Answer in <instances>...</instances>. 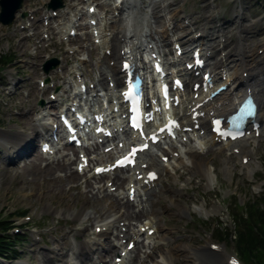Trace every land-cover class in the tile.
<instances>
[{
  "label": "rangeland",
  "instance_id": "rangeland-1",
  "mask_svg": "<svg viewBox=\"0 0 264 264\" xmlns=\"http://www.w3.org/2000/svg\"><path fill=\"white\" fill-rule=\"evenodd\" d=\"M64 1L66 4V9L64 8V10H69V12H74V10L79 7L77 4L78 2L85 3L83 0ZM164 1L165 0H161L160 2L156 0L139 1L140 7L142 8V15L139 14V17L140 20L142 19V24H144V31L148 30L147 25L153 22V27H157L156 29L159 31L168 29V25L172 24L170 22L171 18L173 19V23L174 20H176V22L172 24V28L174 26L187 25V22L195 32L198 31L197 27L206 24L208 34L213 35L211 37H214L216 44L220 43L221 38H223V41H228L229 43L228 50L234 54L236 45H238L236 42L238 43V41H241L243 47L248 46L247 53H249L248 55H250L251 59L256 57L264 59V48H262L264 45V0H173L174 6L168 9L165 8V11L161 12L163 15L161 19L162 22L157 25V20L152 19V16L153 13L155 14V10L160 7ZM50 2L51 0H28L26 6H29L31 9L30 11H32L33 18L32 20L29 17L27 18L30 22L28 25L30 26L29 29L26 28V23L21 22L20 24L24 23L22 25L24 29L20 26L15 32H10V28L0 24V58L6 56L12 59L10 65L3 68L0 65V220H11L22 230L21 234H19L24 241V244L20 245V259L22 261L18 262L24 264H44V255L42 256V253H49L52 249L59 251L65 244L68 243L72 245V243H74V233L71 232V224H78L75 228H79L82 225L71 216L73 211L84 210V214L88 216L90 214H95V212H100L102 215L101 220H105L106 217H103V209H107L112 202L111 198L104 197L103 194L98 193L99 186L111 188V186L107 184L108 179L98 178L97 180L93 179L94 181L92 180L91 182L90 180L92 178L89 177V175L85 174L82 176L80 174V180L73 183V181L65 177L69 175L71 171L76 170L77 163L80 161L78 151L73 150L72 147H65L62 142L58 145L60 151L57 156L46 159V161L43 157L42 160L40 158L39 161L34 157L37 153L40 156V135L38 137H36V135L38 134V130H42L38 126L39 121L35 122L36 114L41 109L47 107V104L51 100L50 95L52 93L49 89L45 90L40 87V82L48 77L47 81H50L49 83L50 86L53 87L52 89L63 88V83L65 84L64 88L69 89L71 87V65L75 66L80 60H82V62L88 61V57L90 60V63L86 65V77L88 82L92 81L96 84L95 80L102 79V74L98 70L99 67H97L100 61L97 62V60L100 59V56H96V53L99 52L93 50V40L90 34L84 35L83 33L81 37H77V39L74 38V40L69 43V41H63V35L58 32V28H50L48 32H45L47 28L42 21L41 15L46 13V11L48 12L47 4ZM100 3L102 6L98 8L104 13L107 8L101 1ZM72 4L77 5L75 6ZM111 5L112 3L109 1L107 6ZM81 6L87 8L89 5L85 3L84 6ZM205 8L207 10H205ZM64 10L63 13L65 12ZM127 12V8L126 11H120L121 16L119 19H124ZM63 13L60 14L62 21H64ZM113 18H115V15L112 16L111 20ZM202 18H206V20L203 21ZM38 20L41 22L35 25L39 30L33 31V23ZM51 22L52 21H50V23ZM53 22L55 23V21ZM68 22L69 21H64L63 23L66 24ZM112 23L114 24L113 21ZM67 29H69V27H67ZM82 31L86 32L87 30L85 29ZM109 31L112 32L115 40L119 42V28L115 29L110 25ZM182 33L183 30L179 29L176 33L172 31L170 33L171 36L169 35L171 40L169 49L172 50L173 54V43L179 36L183 35ZM79 47H81L83 51L88 49L86 50L88 57L85 58L82 52L72 54V52ZM82 57L84 58L82 59ZM53 59H57L62 63L61 68L59 66L56 73L51 72L49 75H46L44 73V65ZM104 63L107 66V62L104 61ZM112 63H114L115 66H119L117 57L113 58ZM249 63L251 65L253 64V70L257 67L256 73L261 72L260 70L263 69L264 66V61L260 62L263 63V65H259L260 63L256 65L254 60ZM76 70L77 69L74 68V71ZM251 73L253 74V72ZM262 78L264 79V74ZM101 84L107 87L105 81H102ZM102 85L101 87H103ZM71 94L72 93L69 92L68 96ZM71 98L72 97H70L69 102L72 101ZM64 99L67 100L66 97ZM42 102L46 104L44 107L40 106ZM58 109L59 107H57V109H47V113L52 114L54 121L58 120ZM262 110L264 113V109ZM45 111L46 109L44 112ZM18 131H22V133L17 134ZM18 135L22 136V142L17 141L18 139L9 140V137H16ZM29 136H34V138ZM3 137L5 139H3ZM263 138L262 140L260 139V141H255L253 139H248L246 141V151L249 149L255 158L254 162L259 164L257 166L254 162H250V167H254L255 170L253 175L249 174V170L247 171L242 168L240 158L233 155L230 150H227L225 153L215 151L205 152L204 150L200 153L197 151L201 160L216 172L215 180L209 189H206L208 183L206 179L198 175L193 176L191 171L189 172L186 168H181L176 164L174 165L180 170L177 174L170 167V171L162 175V177L165 176L163 180H165V182H170L174 189L182 188L180 189L182 191L181 193L175 194L169 191L167 186L163 184L162 188L165 189L162 193L161 191L159 193V195L164 193L161 195L159 204L156 202L157 198L153 199L155 207L161 209L160 225L163 227V231L158 235H162V238L168 236L169 243H165V245L170 246L167 249H172L175 253H178V258L175 260L174 264H196L197 261L191 251L192 249L201 250L206 247L208 243L217 244L220 236V228L231 229L234 232L235 225L231 215L237 211L238 208H236V205L238 203L244 206L249 203L258 202L259 204L262 202V199L258 198L262 197L264 194ZM33 140H37L35 144L37 153H31L29 158L17 161L16 152L25 147L29 141ZM190 150L195 151V145L190 144L184 147L185 152H189ZM154 153H156L155 149ZM249 154L251 155L250 152ZM12 157L14 161H17L16 163H10L9 158ZM187 158L188 156L186 154V157L183 159L189 163ZM227 160L232 166V175H229L224 170ZM53 161H55V163H51ZM49 163L54 166H56L57 163L71 166V169L67 166L68 169L56 171L55 176L65 178L63 180L64 182L61 183V187L69 192L70 195L77 196L75 201H69L61 196L48 194L52 193V188L49 186L51 183L46 181L47 178H50V176H48L49 173H47V169L50 167V165H48ZM212 164H214V167H212ZM246 168H248V166H246ZM168 173L170 174L167 175ZM90 174H92V171ZM86 176H88L87 178L93 186L94 194L97 195L96 202L87 201L84 196H82V198L80 195V193L86 191ZM174 179L177 180V186L173 185ZM77 182L80 185L79 189H73V187L78 184ZM126 185H128V183H126L122 189L118 186V190L120 193L123 192L125 197L128 189ZM118 190L117 193H114L117 196H119ZM170 201L175 203V205H171ZM67 205L71 207H65ZM199 207L205 208L208 215H206L205 212L200 214ZM134 208L137 209V211L139 210L137 204H135ZM181 208L190 209L192 213L189 215L180 214ZM124 211L129 212L131 215L134 214L132 207L126 205L122 208V212ZM24 212L28 215L21 218ZM144 215L145 216L139 217L138 219L131 217L127 221L129 224H133L131 225L132 227H136L135 225H137L140 228V224L147 221V214ZM86 223L88 224H84V226H89V229L87 228L86 230L88 231H86L84 235H81L80 238L82 240L94 234L95 226L98 224L97 221L94 220H89ZM116 231L119 240H113L111 245H116L117 241H123V239L121 240L122 236H120V230L116 229ZM13 232L12 230L9 233L10 237L16 236L15 232ZM112 233L113 231L109 233V237ZM39 237H41L42 241H37ZM127 237H130V235L125 236V239ZM159 240L160 238L155 242L159 243ZM221 244H219L220 247L224 245L228 254L237 256L233 242ZM77 245L76 243L74 247ZM143 245L144 244H141L137 248V251L134 253V258L140 262L145 261L146 264H151L153 261L160 259L162 254L167 251V249H163L160 244L161 250H159L160 247L155 244L154 245L157 246L156 248L154 247L152 250L149 249L148 242L145 247H143ZM105 246L108 247L107 245ZM125 246L126 244L124 247ZM66 248L68 249V246ZM178 248L181 249L178 250ZM185 248H188V250ZM74 251H76V249H74ZM63 253L65 254L63 255V264H65L68 252L65 249ZM212 253L224 254L222 250ZM114 254L115 253L111 256L113 257ZM57 256L59 260L62 258L60 255ZM223 263L227 264V260H224Z\"/></svg>",
  "mask_w": 264,
  "mask_h": 264
},
{
  "label": "bare ground",
  "instance_id": "bare-ground-1",
  "mask_svg": "<svg viewBox=\"0 0 264 264\" xmlns=\"http://www.w3.org/2000/svg\"><path fill=\"white\" fill-rule=\"evenodd\" d=\"M139 1L140 0H122V3H121L122 8L116 6L115 4H112L111 6L114 8L113 10H115V11L117 10L119 14H120V11H126V8L128 9L127 13H131L130 11L132 10V7L130 5L132 3L134 5L135 4L140 5ZM172 1L173 0H165L164 3H162V5H160V7H158L155 10V14L153 13L152 19L157 20V23H161L162 22L161 19L163 18V15L161 14V12L165 11L164 10L165 8L168 9L170 7H173L174 5H173ZM115 3H116V1H115ZM107 4H109V0H108ZM78 6L79 7H77V9H76V11H77L76 16L82 15L80 13L81 10H80V4L79 3H78ZM97 14H98V12H96L93 15V18L95 16V18L98 20V24L96 26V29L99 30L98 39L100 40V46H103V47L106 46L107 49L115 50L116 47H119V45L118 44H111L112 43V41H111L112 37L109 39V34L107 33V32H110L109 27H110V24L112 23L111 22L112 16L107 11L105 20L99 21ZM122 19L123 18H120L119 21H121ZM126 20L128 22L130 20V17H127ZM133 20L135 22L134 25L129 24L130 23V21H129V23H123V24H121V26H119V35H120L119 40H118L119 42H117L115 40V37H113V40H115V43L123 44V47H121V49L126 50L124 55H122L121 50H119L118 56H119V60H120V70H121V64H122L121 61L123 59V56L129 57V55H130V54H128V50L132 51V53H135L136 57L138 58L139 57L138 51L141 50V47L145 43L148 44L147 46H149L150 44H155V46H157V49H158L159 53L161 54V56H162V54H164L167 62L170 60H173L174 62H179L181 65L179 70H184L183 59H184V57H186L185 53H184V56L182 58H179L176 55L177 51H175V55H172L173 54L172 51L167 49L168 44L162 45L163 49H164L163 51L161 50V48L159 46V42L160 43H167L168 42V36L170 35V33L172 31H173V33H174V31H175V33L177 32L178 28H176V26H174L172 28V26L168 25V29H165V30H162L159 32V30H157L155 27H153V24H151V25H148V31L144 32L143 25L141 24L142 19L140 21L139 18L135 17V19H133ZM172 20L173 19L171 18L170 22L172 24H174L176 22V20H174V23ZM57 28H58L60 34L63 35L65 37V39H67V36H68L67 28L63 27L62 24L57 26ZM182 28L184 29V33H186V31L187 32L190 31V29H188L187 27H182ZM200 32L204 33V31H200ZM196 34H197V32L195 33V35ZM159 35H160V37H158ZM76 37L79 38L78 35ZM156 37H157V40H156ZM186 38H187V40H183V38L177 40L175 42V45H176V43H180V44H182V47L185 50H188L192 46H196L197 48H201L206 53L205 55L208 56V60L211 63L210 69L213 72H219V76L217 77V81H218L217 86L220 84L229 83L231 81V86L226 92L222 93L218 98H216V100L213 103L210 102V103H208L202 107V110L207 113L206 117L200 119L201 130H205V135L200 136L198 134V133H200L201 130H199L198 133H193L192 135H193L194 139L199 140V142H200L199 147L202 150L208 149L209 151L214 150L215 152H222L223 150L227 149L228 147L235 145L232 148V150L235 148L240 149V155H237V157H240L241 165L245 166L243 163V159L251 156L249 154V152L246 151V145H247L246 140L243 139V140L237 141L235 143L219 144L216 142L215 137L213 135H211L210 133H208L207 129H208V126H210V122H211V118H212L211 114L216 113L218 115H222L224 113L231 112V110L235 107L237 100H239L240 96L243 97L247 94V89H250L251 92L257 97L259 107H260V109H262L264 107V81H263V79L260 78L262 76V74H260V73H259V75L248 74L247 80H245L243 78L242 74L247 71L246 70V66H247L246 59L249 60L250 55H246V53L248 52V46H244L246 49L245 50L241 41H238V43L236 42V44H238V45H236V50H235L236 51L235 53H237V55H235L237 60H233V59H231V56H230L231 52H228L227 54H225V56H222V54L221 55L218 54V51L220 49H222V53L226 52L228 44H224V46H223V44L216 45L214 38H213V44H214L213 45L210 41H206L203 38H196V36L195 37L191 36V34H188L186 36ZM220 43H222V41ZM230 48H231V46H230ZM262 48H264V45L262 46ZM155 52H156V50H152L151 53H155ZM209 52H211L210 55H208ZM249 52H251V51H249ZM254 57H255V55H254ZM106 58H107V56L105 54L103 57H100L99 60H101V61H99V67L101 68L102 73L105 76V79L106 78L108 79V77L110 76L111 77L110 81L114 82L115 87L118 88V87H120V84L122 83L123 78L118 77V75H116V76L112 75V73H111L112 68H110L109 66H106V64L104 63V61H106ZM238 59H240V60H238ZM251 60L252 61L253 60L254 61L260 60L263 62V58H259V57H256V58L251 59ZM230 61H232V62H230ZM234 61H236L237 64L234 65L235 70L231 71V69L228 67H230L234 63ZM252 65L249 64V68L251 71L253 68ZM114 68H115V65H114L113 69ZM241 68H244V70L242 71L241 74H239V71ZM259 68H261V67H259ZM263 70H264V68H263ZM254 72L255 73L257 72L256 69H254ZM253 75H254L255 81L253 78L249 79V76L252 77ZM224 76H226L227 79L223 80L222 78ZM190 79H192L193 83L197 82V78H192V76H190ZM108 83H109V81H108ZM104 91H105L106 95L109 96L112 100L116 99L115 89H111L109 86H107V89H105ZM184 94H185L184 97H186V101L187 100H189L190 102L194 101V103H192L191 107H193L197 103L201 102V100L193 99L194 94L190 93L189 88H186ZM15 97H17V96H15ZM181 105L182 106L178 107L177 109H174V114H176V116L181 115L182 112L186 113L188 111V110L184 109L186 102H183ZM33 109H35V108H33ZM260 112L261 113H258V120L261 123H264V114H262L261 110H260ZM38 118H41V120L42 119L52 120L51 115H49V114L45 115V113L44 114L39 113ZM190 118H191V116H186L184 118V120L191 121ZM39 125L43 129V132H45L46 134H47V132H49V128H48L47 123H42ZM119 128H120V126H119ZM261 132H262V135L260 136L259 140L264 137V132L263 131H261ZM20 133H22V131L17 132V134H20ZM196 134H198V135H196ZM185 136H188V134H183L181 136V141L178 142L184 147H186L188 144H190V142H192L191 138H189L188 142H184L182 139ZM21 137L22 136H20V135H18L16 137L15 136L9 137V140L10 139H12V140L18 139L17 141L22 142L23 139H21ZM5 138H6V136H5ZM5 138L3 137V139H5ZM253 139L257 140V138L255 136H253ZM120 141H124V140L119 139V142ZM66 146H68V144ZM36 149L37 148H36L35 144L34 143L31 144V142H30V145L22 148L21 150H19L16 153L17 154V161L29 158L31 153L36 152ZM193 150H194V148H193ZM85 151H88V150L85 149ZM175 152H178V148L176 145H172V146L168 147V149L160 148L159 149V155H155L154 153H150V152H147L143 155V162L142 163L148 164V169L145 171V173L147 171L157 170L160 174V179L156 183L148 185V186L146 185V186L142 187L141 190H138V197L136 199V202H134V203L130 202L128 199V195L125 198L123 193H120V191H118L119 196H117L116 194L109 193L108 189L106 187L99 186L98 193L103 194L104 197L112 199V202L110 203L109 207L107 209H103V212H104L103 217L104 216L106 217L105 220H101L102 215L100 212H95V214H90L89 216L84 214V210H81V211L75 210L71 213V216L73 217V219L75 221H78L80 223V225H82V227H85V230L88 228L87 226H84V224L86 222H88L89 220L97 221L98 225H96L95 228L100 227L101 232L99 235H94V236L88 237L84 241H77V239H76V243L78 244L76 247H74V249H76V251H73V254H72L73 257L70 256L69 254H67V258H69V260L67 259L65 264H101V263H103L104 258H105L104 254L106 251L104 250V246L101 243V240L107 239V238L109 239V233H111L112 231H114L116 229L120 230L119 231L120 236H122L121 240L122 239L124 240L125 236L130 235V231L124 232L121 225H123L131 217L138 219L139 217L145 216L144 214H147V219H146L147 221H145V224L141 225L140 228L145 227L147 225L150 227V229H152V228L156 229V232L154 234L155 236H153L152 238H149L147 236V233H146V236H144V239H145V241L149 242L150 245L151 244L156 245L155 237L161 231H163V227L160 225L161 209H158L155 207L153 199L158 198L160 191L162 193V191H164V189H165V188H162L163 184L161 183V181H162L161 177H162V175H164L165 172L170 171L169 166H172L171 167L172 169H175L178 171V169H176V167H175L177 164H179L183 167H185V165H186L185 162L181 159V157L178 159H175L174 157L172 158V155ZM43 154L44 153H42V149H41L40 156L37 153V155L35 154L34 157H36L37 160L39 161L40 158L42 160V157L46 158V156H44ZM246 154H248V155H246ZM112 156H113V153H108V154L102 153V154H100V160L103 161L104 163H108ZM163 157H169L170 163H168V164L164 163ZM17 161H14V163H16ZM189 162L191 164V168H189V171H191L193 173V176L198 175V176L203 177L204 179H206L208 181L206 189L211 188V185L214 182L215 177H216L215 170H212L211 168H209L207 166V164L203 160H201L198 153H195L194 151L190 152ZM79 163H80V161L77 163V167H78ZM174 163L176 165H174ZM254 163L257 166L259 165L257 162H254ZM48 165H50V167L47 169V173H49L48 176H50V178H47L46 181L47 182L49 181L51 183L49 186L52 188L51 189L52 193H48V194H54L56 196H61L62 198L68 199L69 201L70 200L75 201L77 196L75 197L74 195H70L69 192H67L64 188L61 187V183L64 182L63 180L65 178L55 176L56 171L65 170V169H68V167H69V169H71V166L66 165V164L61 165L60 163H57L56 166L52 165L51 163ZM246 166H248V168H249V174L253 175L255 172L254 167H250V162ZM212 167H214V164H212ZM139 169H140V171H142V168L140 166L135 168V170H139ZM33 170H34V167H33ZM224 170L229 175H232V171H233L232 166L230 165L228 160L226 161ZM79 175H80V173L76 169L75 171H71L70 174L65 176V177L68 178V180L73 181V183H74L75 181L80 180ZM87 177L88 176H86V186H85L86 191L84 193H80V195H81V197L84 196V198L87 201L90 200L91 202L92 201L96 202L97 195L94 194L93 186ZM89 177H91L92 179H96V180L99 178V177H96L94 175H90ZM100 178H103V177H100ZM134 178H136V175H131L130 172H125L122 170V171H116L114 176H109L108 182L117 181V183L120 185L121 189L123 188V186L126 183H128V185H127V187H128L127 194H128L129 190H130V184L133 183ZM142 183H143V181H137L135 184L136 185H140V184L142 185ZM112 186H115V185L113 184ZM79 187H80V185L78 183L73 187V189H79ZM167 188L169 191H171L172 193H175V194H179L182 192L180 189H174L171 185H168ZM65 201H67V200H65ZM170 202H171L170 203L171 205H175V203H173L172 201H170ZM135 204H137V206H138V209H139L138 212H137V209L134 208ZM125 205L128 207H132L133 213H134L133 215H131L129 212H125V211L122 212V208ZM65 207H71V206L67 205ZM177 207H179V206H177ZM199 209H200V214L205 212L206 215H208L205 208L199 207ZM180 212H181L180 214H183V215H189L192 213V211L190 209H187V208H185V209L181 208ZM123 227H127V226L124 225ZM81 233H82V229L76 230L77 235H79ZM134 235H137V234H134ZM133 238L134 237H132L130 239V241L134 240ZM168 240H169L168 236H164L163 238L160 239V241L164 242L162 244L169 243ZM128 244L126 247H128ZM211 245L212 244L208 243L207 246L202 248L201 250H193V249L191 250L190 249L196 258V261H197L196 264H224L223 263L224 260L229 261L232 258L231 255H228L226 253V247H220L224 253L223 255H220L217 253H212L211 252ZM117 248H119V246ZM180 249L181 248H178V250H180ZM185 249L188 250V248H185ZM43 255H44L43 259L46 262V264H59L60 263L59 257L56 255V253L54 251H51L49 253H44ZM177 255H178V253H175L174 250L167 249V251H165L162 254L160 259L153 261V263H151V264H174L175 260L178 258ZM15 264H24V263L18 262ZM122 264H138V262L136 263V260L133 258V254H132L131 257L127 260V262L123 261Z\"/></svg>",
  "mask_w": 264,
  "mask_h": 264
},
{
  "label": "trees",
  "instance_id": "trees-1",
  "mask_svg": "<svg viewBox=\"0 0 264 264\" xmlns=\"http://www.w3.org/2000/svg\"><path fill=\"white\" fill-rule=\"evenodd\" d=\"M8 61L6 57L0 58V65ZM238 208L241 212L234 214L236 222L235 233L219 231L220 243L233 242L236 253L245 264H264V198L262 202L249 203ZM27 215V213H23ZM14 228L10 220H0V259L11 261L19 257L20 236L10 237L9 233ZM1 264V263H0Z\"/></svg>",
  "mask_w": 264,
  "mask_h": 264
},
{
  "label": "water",
  "instance_id": "water-1",
  "mask_svg": "<svg viewBox=\"0 0 264 264\" xmlns=\"http://www.w3.org/2000/svg\"><path fill=\"white\" fill-rule=\"evenodd\" d=\"M22 3H23V0H2L1 1L2 14L0 16V19L5 25H10L13 22L15 18V14L21 8ZM58 4L61 5V1H59Z\"/></svg>",
  "mask_w": 264,
  "mask_h": 264
},
{
  "label": "snow or ice",
  "instance_id": "snow-or-ice-1",
  "mask_svg": "<svg viewBox=\"0 0 264 264\" xmlns=\"http://www.w3.org/2000/svg\"><path fill=\"white\" fill-rule=\"evenodd\" d=\"M125 67H127V65H125ZM138 84H139V81H137V85ZM253 107H254V101L252 99H249L246 104V109H245L246 113L251 114ZM216 123L219 124V121H217ZM135 155H136V151H133L132 156L134 157ZM121 165H123V162H121ZM154 178H155V174H150L149 179H154ZM232 264H236V262L233 261Z\"/></svg>",
  "mask_w": 264,
  "mask_h": 264
}]
</instances>
